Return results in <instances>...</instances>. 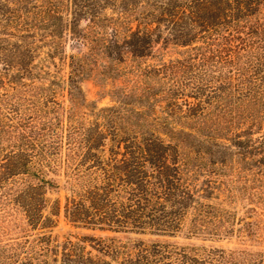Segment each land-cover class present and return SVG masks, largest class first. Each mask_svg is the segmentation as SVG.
<instances>
[{"label": "trees", "instance_id": "trees-1", "mask_svg": "<svg viewBox=\"0 0 264 264\" xmlns=\"http://www.w3.org/2000/svg\"><path fill=\"white\" fill-rule=\"evenodd\" d=\"M65 38L75 53L67 81L72 105L63 124L52 96L59 82L35 84L33 61L40 44L52 57ZM159 44L190 51L158 71L169 70L166 94L173 102L182 98L186 112L177 117L191 124L150 120L152 104L132 107L124 93L112 106L77 110L86 102L80 79L103 75L128 56L151 57ZM0 84L12 89L0 95V219L19 213L24 220L21 236L0 239V264H172L159 244L140 243L132 253L89 237L101 255L70 240L60 250L51 236L59 202L47 211V191L57 185L47 174L63 170V213L75 226L174 235L190 210L200 226L216 218L203 201L210 186H196L204 154L213 156L212 146L245 153L264 148L263 135L252 139L264 123V0H0ZM155 95L146 85L136 99ZM161 131L176 143L165 142ZM188 142H197L193 157L179 149ZM178 255L175 264L211 263Z\"/></svg>", "mask_w": 264, "mask_h": 264}, {"label": "rangeland", "instance_id": "rangeland-1", "mask_svg": "<svg viewBox=\"0 0 264 264\" xmlns=\"http://www.w3.org/2000/svg\"><path fill=\"white\" fill-rule=\"evenodd\" d=\"M106 13L110 14L111 11L107 10ZM84 25L85 23H82V26ZM67 40L64 39L61 49L52 57L46 55L50 51V47L40 44V48L36 49L33 61L34 71L39 78L33 79L35 84L48 85L51 80L59 82L53 86L54 94L52 96L59 103L57 115L63 124L68 120V111L72 105L67 81L70 72L69 56L75 53L70 46V41ZM189 54L190 51L187 47L159 44L155 47L151 57L133 58L128 56L124 62L114 64L113 69L103 75L97 72V74L83 77L78 85L83 91L86 102L77 110L90 113L89 111L93 108L98 110L112 106L116 103V96H121L124 93L130 95L126 101L130 102L132 107H140V109L143 107L144 109L143 105L148 107L147 103L152 104V111L150 110L148 113L150 120L159 117L167 119L171 122V126L176 128H180L181 125L187 126L192 123V120H180L177 117L186 112L182 98L178 102H173L166 94L173 81L172 76L169 74V70L166 73H160V69H163L164 65L171 66L170 64L177 60H184ZM45 72L49 75H46ZM25 82L31 81L25 79ZM2 85L0 84V95L12 91L8 84ZM146 85L153 88V92L156 93L154 98H150L148 101L147 99H136V96L140 95L142 88ZM29 94H26L27 97ZM187 100L194 101L193 98ZM176 104L178 105L176 106ZM48 106L51 108L53 104L48 103ZM158 134L165 142L176 143L170 133L161 131ZM262 135L264 136V123L261 130H254L252 139L259 140ZM228 137L224 136L221 141L228 145ZM227 147L224 150L212 146L210 151L217 150V152L211 157L204 154L205 158L201 160L203 170L196 177V186L199 190L210 186V197L203 201L213 207L211 214L217 217L211 218L210 222L200 226L198 222L193 221V211L190 210L181 230L174 235L127 234L75 226L65 219L63 213L66 195L62 178L63 170L60 168V172H48L47 177L55 179L57 186L47 191V211H51L53 207L55 209L58 202L60 204V212L54 216L56 223L51 231L52 239L60 245V250L61 246L70 240L80 243L86 251L97 255L101 254L93 247L95 242L90 241L89 237L104 239V243L107 245L124 246L128 252L132 253L136 250L134 247L140 243L147 246L159 244L168 252L167 260L172 264L177 263L178 254L183 253L186 256H196L211 261L209 264H264V148L255 145L250 153H245L233 145ZM179 149L183 153L189 150L190 153L193 149L199 148L197 142H188L186 145L181 144ZM203 151L207 150L201 149V153ZM63 153H65L64 149L61 151V154ZM190 155L191 157L195 156L194 153H190ZM222 155L225 158V165L219 163ZM57 158L61 159V157ZM210 168H213L215 172L207 171ZM200 193L203 192L200 191ZM8 220L2 222L0 219L2 242L8 241L11 237L22 235L20 231V228L24 227L22 215L16 213ZM199 227L200 230H197L196 228ZM3 230L7 231L6 235L2 234ZM28 234H32V232ZM109 239H113V242L111 243ZM106 258L109 259L108 256ZM120 259L118 258V260Z\"/></svg>", "mask_w": 264, "mask_h": 264}]
</instances>
